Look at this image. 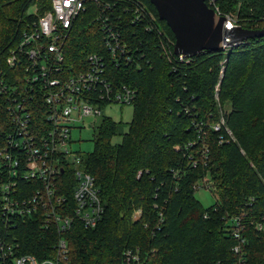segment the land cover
Here are the masks:
<instances>
[{"label": "trees", "instance_id": "trees-1", "mask_svg": "<svg viewBox=\"0 0 264 264\" xmlns=\"http://www.w3.org/2000/svg\"><path fill=\"white\" fill-rule=\"evenodd\" d=\"M141 2L155 19L148 13L133 21L119 2L112 5L119 27L137 49L136 61H107L111 80L135 91L131 119L124 123L101 115L92 127L93 148L83 156L104 214L94 227L78 221L67 231L68 256L59 264H218L233 256L228 216L245 211L253 220L264 217V34L179 59L172 44L169 54L162 46L166 36L175 40L170 27L150 0ZM217 5L219 13L235 16L239 25L264 27V0H217ZM30 6L41 13L49 2L0 0V60L26 22L36 17ZM94 8L90 5L71 30L66 47L75 64L100 46L99 31L90 20ZM221 59L224 71L216 88ZM220 114L233 139L219 142L222 130L209 126ZM5 118L0 109L1 125ZM194 118L207 122L203 133ZM3 140L0 126V145ZM194 140L201 156L196 166L184 149ZM206 172L215 201L204 207L193 184ZM15 232L23 252L42 257L53 249L55 233L44 230L37 218L19 223ZM247 236V255L258 263L264 256V226H248ZM127 249L138 259L127 260Z\"/></svg>", "mask_w": 264, "mask_h": 264}, {"label": "built area", "instance_id": "built-area-1", "mask_svg": "<svg viewBox=\"0 0 264 264\" xmlns=\"http://www.w3.org/2000/svg\"><path fill=\"white\" fill-rule=\"evenodd\" d=\"M217 12V0H205ZM49 7L25 24L18 40L9 44L0 60V109L6 118L0 126L4 140L0 145V264H59L68 256L66 233L76 222L94 227L103 217L104 203L94 176L84 168L83 155L73 146L72 130L83 124L86 116H98L104 103L131 104L132 87L115 83L109 77L107 61L129 64L136 61L137 49L119 27L122 9L136 21L154 14L141 0H48ZM90 5V16L100 35V46L85 54L81 63L69 61L67 42L76 19ZM227 15V14H226ZM228 16V15H227ZM228 23L233 24L229 21ZM162 43L169 54L174 40L166 36ZM179 59L191 55L175 54ZM217 87V86H215ZM203 133V119H193ZM209 126L218 134V141L233 139L224 114ZM225 131L226 133H223ZM196 140L185 145L190 164L201 160L193 148ZM179 147V146H176ZM207 150V148H206ZM206 154L203 155V161ZM174 170V175H179ZM205 186L212 192L209 172L193 184L194 190ZM140 209L134 211L138 216ZM159 221L162 212L159 211ZM207 215V212L204 213ZM37 218L44 230L55 233L52 251L38 257L21 251L15 232L19 223ZM226 228L233 238L232 258L218 264H264L249 259L246 245L247 228L264 226V217L253 220L247 212L228 216ZM127 260L138 259V253L125 251Z\"/></svg>", "mask_w": 264, "mask_h": 264}, {"label": "water", "instance_id": "water-1", "mask_svg": "<svg viewBox=\"0 0 264 264\" xmlns=\"http://www.w3.org/2000/svg\"><path fill=\"white\" fill-rule=\"evenodd\" d=\"M158 16L174 35L173 52L194 55L216 51L264 34V27L229 24L228 16L217 12L205 0H150Z\"/></svg>", "mask_w": 264, "mask_h": 264}, {"label": "rangeland", "instance_id": "rangeland-1", "mask_svg": "<svg viewBox=\"0 0 264 264\" xmlns=\"http://www.w3.org/2000/svg\"><path fill=\"white\" fill-rule=\"evenodd\" d=\"M29 10H33V6H30ZM227 15L229 16V14ZM229 21L232 22L233 24H238V20H236L235 16H233V18L232 17L229 18ZM239 23L244 24V23H249V22L240 21ZM222 60L223 59H221L220 62H218V77H217L216 85H215L217 87L219 86L220 77L224 71V64H222ZM101 108H102V113L100 115L84 117L83 124H81L80 127L73 128L72 130V138L74 140L73 146L79 149L83 156L86 152L91 151L93 148L92 127L99 120L101 115H109L113 119L119 120L124 123L129 121L132 116V105L131 104L104 103L103 105H101ZM194 194L204 207L209 206L215 201L214 194L211 192V190H209L203 185L196 188Z\"/></svg>", "mask_w": 264, "mask_h": 264}]
</instances>
